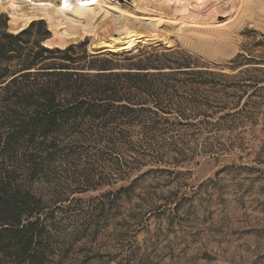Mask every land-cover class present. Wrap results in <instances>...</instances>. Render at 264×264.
Returning a JSON list of instances; mask_svg holds the SVG:
<instances>
[{
    "label": "rangeland",
    "instance_id": "obj_1",
    "mask_svg": "<svg viewBox=\"0 0 264 264\" xmlns=\"http://www.w3.org/2000/svg\"><path fill=\"white\" fill-rule=\"evenodd\" d=\"M235 1L204 36L166 29L165 41L126 54L95 51L90 38L68 45L115 68L162 52L187 57L199 79L214 82L188 87L199 93L198 112L161 126L167 158L140 161L128 147L108 143L120 141L114 132L87 123L38 177L19 179L53 213L48 264H264V0ZM100 18L109 23L111 13ZM7 20L0 13V27L14 35ZM1 29L0 47L23 53L50 37L42 20L24 29L28 44L2 37ZM17 55L7 52L0 68L22 69ZM131 163L136 169H126Z\"/></svg>",
    "mask_w": 264,
    "mask_h": 264
},
{
    "label": "trees",
    "instance_id": "obj_2",
    "mask_svg": "<svg viewBox=\"0 0 264 264\" xmlns=\"http://www.w3.org/2000/svg\"><path fill=\"white\" fill-rule=\"evenodd\" d=\"M0 29L2 37L28 44V31L14 36ZM34 45L25 53L21 46L0 47V59L17 52L22 62L16 72L0 68V264L50 262L53 213L44 211L42 199L23 187L21 177H38L41 166L55 161L54 151L70 147L73 134L87 123L114 132L120 141L108 143L128 147L140 161L167 158L168 131L161 126L168 117L185 120L198 112L199 93L188 87L214 82L199 79L201 73L190 70L187 57L163 52L115 68L109 60L88 56L81 46L49 49L39 40ZM206 102L211 101L200 106ZM114 127L138 131L116 132ZM134 164L126 169H136Z\"/></svg>",
    "mask_w": 264,
    "mask_h": 264
},
{
    "label": "bare ground",
    "instance_id": "obj_3",
    "mask_svg": "<svg viewBox=\"0 0 264 264\" xmlns=\"http://www.w3.org/2000/svg\"><path fill=\"white\" fill-rule=\"evenodd\" d=\"M130 1L132 6L119 0H0V13L7 15L13 34L42 20L50 32L44 41L49 48L63 49L90 38L95 51L126 54L138 45L165 41L161 35L166 29L199 36L215 32L217 19L238 5L235 0ZM102 13H111L109 23L100 18Z\"/></svg>",
    "mask_w": 264,
    "mask_h": 264
},
{
    "label": "water",
    "instance_id": "obj_4",
    "mask_svg": "<svg viewBox=\"0 0 264 264\" xmlns=\"http://www.w3.org/2000/svg\"><path fill=\"white\" fill-rule=\"evenodd\" d=\"M7 30H8V26H7ZM23 31H24V30H22V31H20V32L14 34V35H18V34L22 33ZM12 34H13V33H12ZM43 46L46 47V46L44 45V43H43ZM67 47H68V46H67ZM67 47H65V48H63V49H60V48L55 47V49L65 50ZM46 48H49V47H46ZM49 49H53V48H49Z\"/></svg>",
    "mask_w": 264,
    "mask_h": 264
}]
</instances>
